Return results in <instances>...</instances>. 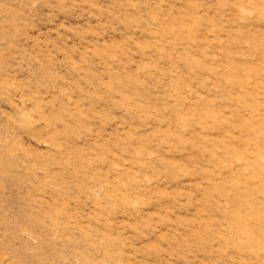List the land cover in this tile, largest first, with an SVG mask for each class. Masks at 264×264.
Instances as JSON below:
<instances>
[{"label":"rangeland","instance_id":"374dc122","mask_svg":"<svg viewBox=\"0 0 264 264\" xmlns=\"http://www.w3.org/2000/svg\"><path fill=\"white\" fill-rule=\"evenodd\" d=\"M0 264H264V0H0Z\"/></svg>","mask_w":264,"mask_h":264}]
</instances>
